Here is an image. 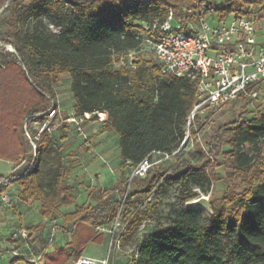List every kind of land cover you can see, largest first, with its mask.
I'll list each match as a JSON object with an SVG mask.
<instances>
[{"label": "trees", "instance_id": "1", "mask_svg": "<svg viewBox=\"0 0 264 264\" xmlns=\"http://www.w3.org/2000/svg\"><path fill=\"white\" fill-rule=\"evenodd\" d=\"M4 6L0 25L2 17H8L7 30H0V160L14 167L8 176H0V184H17L20 199L39 202L46 220L60 207H73L63 215L68 242L49 252L45 244L41 254L42 264H65L89 241L102 242L96 228L117 214L122 213L125 222L124 239L145 221L160 218L158 202L137 205L161 186L165 171L152 165L144 177L125 175L152 153L176 150L185 137L186 118L198 102L197 81L162 74L151 54H138L134 67L116 66L115 60L138 50L150 35L143 23L156 17L163 21L170 9L176 18L196 25L201 15L221 20L250 15L256 7L264 18V0H0V10ZM49 26L59 33L53 34ZM183 30L189 32L186 26ZM62 76L69 79L72 115L92 114L103 132L117 137L121 178L97 190L94 205L77 204L68 184L71 167L61 146L55 145V134L64 140L68 125L55 115L36 141L26 137L33 123L43 124L50 111L56 114L55 88ZM238 101L243 102L239 116L220 128L209 143L208 156L194 151L187 164L166 175V182L180 179L179 207L170 212L169 225L157 223L142 238L129 264H264V106L249 116L251 100ZM31 133L35 136L36 131ZM212 157L240 182L211 204V216L203 221L185 203L196 195L191 181L209 193L215 180ZM40 227L44 224L30 230ZM14 260L34 264L22 257Z\"/></svg>", "mask_w": 264, "mask_h": 264}, {"label": "rangeland", "instance_id": "2", "mask_svg": "<svg viewBox=\"0 0 264 264\" xmlns=\"http://www.w3.org/2000/svg\"><path fill=\"white\" fill-rule=\"evenodd\" d=\"M221 2V0H218ZM8 15L2 17V24L0 30L6 31L7 26L5 24ZM43 22H47V14L42 16ZM33 21L30 23L32 26ZM49 30L53 34H58L59 30L49 26ZM57 92V110L56 114H52L50 111L48 119L43 124L33 123L28 131L27 139L32 142L36 141L43 128L47 126L50 119L55 115L58 120L65 122L68 125V131L65 133L66 138L60 140V134H55L56 147L61 146V153L64 157V161L71 167V176L68 184L72 193L77 198V203L82 205H94L96 203L95 194L97 190H106L113 186L120 178L121 174L118 170L119 163V151L117 146V137L112 132H103L100 124L92 117L87 118L81 125L82 133L79 134L75 125L70 123L72 117L71 107L72 99L69 91V79L68 76H62L61 82L55 88ZM261 93L257 99L251 100L249 105L250 114L254 116L255 112L264 106V83L261 86ZM243 105L242 101L232 102L226 106L217 108L208 112L207 114L199 115L198 123L195 122L190 126L188 139L183 145L182 149L175 156L161 160L160 156L154 154L151 156V160L156 162L154 165L159 166L165 171L161 179V186L153 191L147 200L138 204L137 207H145L147 202L149 204H155L158 202L157 210L160 218L158 220H149L142 223L134 232H132L126 239H124L123 233L125 232V222L122 221V213L119 215L121 224V237H120V250L111 254L112 264H123L129 258L132 257L136 250L137 244L142 240L144 236L149 234L152 229L160 223L163 226H167L171 223L170 214L171 211L176 210L179 205L177 197L180 193V179L177 181L166 182L164 179L166 175H169L173 170L181 168L187 164L190 153L201 150L208 156L209 143L214 140L216 135L222 126H225L232 122L239 116L240 107ZM57 126V123L50 125L49 131H53ZM193 128V129H192ZM36 131L35 136L31 131ZM226 137L224 136L223 139ZM33 149V148H32ZM227 147H223V150H227ZM246 152L251 153L250 148L245 149ZM211 160V169L213 178L212 187L208 194L202 193L196 188L193 181L190 182L189 187L195 192V197L185 203L186 206L192 207L197 211L200 218L205 221L211 216V204L222 198L227 191L228 187L233 188L240 182L239 179L232 178L230 173L231 169L225 164H220L218 158ZM96 162L95 168L91 170L89 167ZM49 164V162L47 163ZM46 167V166H45ZM131 173L126 172L125 176H130ZM241 187H239L240 189ZM237 189V190H239ZM236 190V191H237ZM68 210H73L72 208ZM63 212H59L53 218L51 225L48 226L49 234L46 237L45 243L48 248L56 247L59 244H63L68 241V236L60 232L59 228L62 225L61 217ZM116 216V217H117ZM110 223L100 224V226L109 227ZM97 235H102L103 240L89 241L85 246L81 254L90 255L97 258H106L108 255V237L105 233L95 231ZM28 242L34 246L32 250V256H27L22 253V258L31 260L33 256H39L43 249V245L38 246L35 239H30ZM75 260V259H74Z\"/></svg>", "mask_w": 264, "mask_h": 264}, {"label": "built area", "instance_id": "3", "mask_svg": "<svg viewBox=\"0 0 264 264\" xmlns=\"http://www.w3.org/2000/svg\"><path fill=\"white\" fill-rule=\"evenodd\" d=\"M258 10L259 7H256L250 15H229L221 20L201 15L198 23L193 25L185 17L176 18L170 9L163 21L156 17L143 23V30L150 35L142 39L138 50L119 56L114 64L134 67L133 62L138 54H151L162 74L197 81L198 102L186 118L185 137L180 146L170 154H150L133 168L131 177H144L147 169L156 163L151 160L154 154L160 156L158 161L178 154L188 139L190 126L197 113L207 114L243 97L250 100L259 97L264 82V41L258 42L257 28L264 25V18L259 17ZM183 26L189 32H185ZM89 117L92 114L80 117L72 115L69 121L79 134H83L80 125ZM2 200L9 202L7 197ZM96 230L108 237L107 257L80 254L74 264H112L111 254L120 250L122 228L119 215L109 227L98 226ZM9 237L14 242H26L30 234L26 227L17 226L10 231ZM26 255L32 256L30 252ZM12 256L22 257L16 251L12 252ZM41 258L33 256L30 261L37 263ZM128 260L125 264H129Z\"/></svg>", "mask_w": 264, "mask_h": 264}, {"label": "crops", "instance_id": "4", "mask_svg": "<svg viewBox=\"0 0 264 264\" xmlns=\"http://www.w3.org/2000/svg\"><path fill=\"white\" fill-rule=\"evenodd\" d=\"M257 36L258 42L264 41V25H260L257 28ZM264 83V82H263ZM261 91V90H260ZM261 93V92H260ZM96 162L93 163L89 169L91 170L93 167L95 168ZM14 164L0 160V176H8L11 171L13 170ZM20 188L17 184H7L2 185L0 184V264H27L25 260L15 261L14 257L12 256V252L16 251L22 255V253H31L34 249V246L31 245L28 240L35 239L37 241V245H43L42 251L45 249V240L49 234L48 226L51 225V222L54 219L46 220L41 216L40 212V203L39 202H24L20 199ZM7 197L9 199L8 203L3 202L2 198ZM78 204V203H77ZM80 205V204H78ZM73 207H60L57 211L63 212V215L66 213L72 212L68 210ZM63 215L61 217L62 225L60 226L59 230L61 233L66 234L62 231V228L67 227L63 223ZM42 223L44 227H40L37 229L30 230L31 227ZM17 226H24L28 229L30 237L26 242L18 241L15 242L14 245H11L9 237L10 231L17 227ZM68 236V234H66ZM69 240V236H68ZM68 242V241H67ZM67 242L63 244H59L56 247H52L49 249L46 247V252L51 251L54 248L62 247ZM42 251L40 252L39 256H41ZM32 254V253H31ZM76 257H70L65 264H74V259ZM34 264H42V258L40 261Z\"/></svg>", "mask_w": 264, "mask_h": 264}, {"label": "water", "instance_id": "5", "mask_svg": "<svg viewBox=\"0 0 264 264\" xmlns=\"http://www.w3.org/2000/svg\"><path fill=\"white\" fill-rule=\"evenodd\" d=\"M4 8H5V6L0 10V15H1L2 11L4 10Z\"/></svg>", "mask_w": 264, "mask_h": 264}]
</instances>
